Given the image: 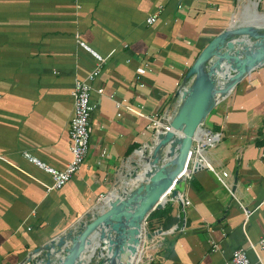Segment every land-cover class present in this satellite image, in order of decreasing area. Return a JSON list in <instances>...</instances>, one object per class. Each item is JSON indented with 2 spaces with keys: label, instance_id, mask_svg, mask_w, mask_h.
<instances>
[{
  "label": "crops",
  "instance_id": "crops-1",
  "mask_svg": "<svg viewBox=\"0 0 264 264\" xmlns=\"http://www.w3.org/2000/svg\"><path fill=\"white\" fill-rule=\"evenodd\" d=\"M239 3L0 0V264L26 261L34 248L83 220L101 194L115 190L125 162L152 138L146 129L150 120L126 110L118 117L109 95L143 105L148 114L176 110V92L189 84V67L229 26ZM156 12V22L148 24ZM80 40L105 59L93 82L90 151L61 189L48 190L51 176L24 153L59 169L71 160L72 92L97 63ZM146 62L141 86L136 76ZM100 86L102 95L96 91ZM229 94L210 115L208 126L223 136L208 157L216 168L230 171L250 217L246 222L239 202L212 172L196 168L178 191L191 204L183 208L171 196L162 207H170L172 225L165 227L164 217L150 223L147 218V231L161 232L146 242L144 264H229L236 249L248 247V238L257 242L264 236V65ZM153 241L160 246L152 248ZM250 257L255 261L251 251Z\"/></svg>",
  "mask_w": 264,
  "mask_h": 264
},
{
  "label": "water",
  "instance_id": "water-1",
  "mask_svg": "<svg viewBox=\"0 0 264 264\" xmlns=\"http://www.w3.org/2000/svg\"><path fill=\"white\" fill-rule=\"evenodd\" d=\"M262 65L264 26H236L232 19L230 25L214 36L197 55L185 75L189 85L176 93L181 98L176 112L168 119L167 127L157 132L149 142L152 149L147 157H152V163L158 166L144 171L146 178L134 184L133 191L126 193L127 197L123 187L118 197L106 204L103 210L98 208L97 212L87 213L92 216L89 222L78 229L72 226L37 246L26 261L19 264H78L86 245L90 243V235L98 229L101 240L98 247L105 251L100 264H127L123 257H129L128 251H139L144 234L150 239L161 232L145 231L149 214L163 207L173 187L172 196L176 195L179 183L184 180L183 173L195 134L214 108L230 95L216 101L217 74L222 68H230L225 86L228 89L234 85L235 88L252 70ZM164 150H167L166 153ZM163 155H168L170 159L159 165ZM237 181L236 174L235 183ZM135 200L138 201L133 205Z\"/></svg>",
  "mask_w": 264,
  "mask_h": 264
},
{
  "label": "built area",
  "instance_id": "built-area-1",
  "mask_svg": "<svg viewBox=\"0 0 264 264\" xmlns=\"http://www.w3.org/2000/svg\"><path fill=\"white\" fill-rule=\"evenodd\" d=\"M158 17L159 12H156L155 14L150 16L147 19L148 24L155 23ZM77 37L79 39V35H77ZM79 44L94 56L97 63L94 70L90 72L86 79L76 80L74 90L72 92L74 100V112L69 129V149L71 152L70 162L65 168L59 169L48 164L47 162L43 161L30 152L24 153V156L31 163L41 168L51 176L52 183L50 185H45L48 190L61 189L83 166L90 151V122L94 107L92 103V92L95 89L93 86V82L101 74L105 59L101 53L93 49L86 42L80 40ZM149 66L150 63H144V66L138 72L136 78L139 82V79H142V76L149 70ZM139 84L141 86L146 85L144 82H140ZM188 85L189 84L183 85L181 88H179V90L182 91L183 89H186ZM96 91L102 95L104 93V87L100 86L96 89ZM109 97L115 101V107L117 110L116 115L118 117L122 115L123 110H126L137 116L148 118L150 120V123L147 125L146 129L151 132L152 139L155 137L157 132L163 131L167 127L168 119L177 110L176 108L173 113L167 110L166 112L156 111L148 114L144 111L143 105L125 103L117 99L114 93L110 94ZM180 102L181 98L179 97V103ZM179 103L177 105H179ZM205 121L194 136L192 150L189 155L186 170L183 173L184 180L190 179L193 170H195L196 168H207L210 172H212L219 184L228 191L232 198L236 199L239 202L244 211L247 222L250 217L251 211L247 207H245L236 196L235 190L233 189L234 182L231 179L230 171L226 169L220 170L216 168L208 157V150L214 148L222 140L223 133L221 131H215L212 128H209L208 125H206ZM173 190H175V187L169 190V193L167 194V201L171 198ZM107 195L108 194H101L98 198V202H104V199L107 197ZM173 200L182 205L183 208L191 204V200L181 192H177L176 195H174ZM80 224L81 220H78L77 226L79 227ZM145 231H147L146 225ZM148 240H151V238H147L144 234L139 249L142 257L143 255L145 256L144 246ZM159 246L160 241H153V243L151 244L152 248H158ZM218 248L219 245L214 243L213 250L216 251ZM250 251L255 256V261L250 257ZM229 264H264V236H262L257 242H254L250 238H248V247L236 249L232 253Z\"/></svg>",
  "mask_w": 264,
  "mask_h": 264
},
{
  "label": "rangeland",
  "instance_id": "rangeland-1",
  "mask_svg": "<svg viewBox=\"0 0 264 264\" xmlns=\"http://www.w3.org/2000/svg\"><path fill=\"white\" fill-rule=\"evenodd\" d=\"M247 2H248V4H247ZM242 4H246V7L248 8L247 9L248 11L245 13V16L243 15L244 10H245V6L244 5L242 6ZM235 14L236 15L234 16L233 20L234 19L236 20L238 16L240 17V18H238L237 22L235 23L236 26L237 25H244L243 22H244L245 17L254 16L256 19V22H257L258 20H260L259 18L264 16V0H262V1H260V0H240V3L235 10ZM236 48H238V47H236ZM178 84H179V82L177 83V85ZM211 113H210V115H211ZM210 115L208 116V118L205 121L206 125H208V123L210 124V122H211L212 116L210 117ZM208 127L210 128V126H208ZM151 149L152 148L148 145L144 150H141L139 152V154H136L135 156L129 158L125 162V165H124L122 171L120 172V177L118 179V182L115 185V190L111 191L110 194H108V195H111L115 191H118V193H119L120 191H122L123 187L125 190V191H123V193L125 194L126 197L128 196L126 193H129V192L131 193L133 191L132 188L134 187L135 181L132 179L128 184H125L124 182L126 180H130L131 178H135V176L140 177V175L144 172V167H143V165H141V161H144L143 156H150L151 155ZM166 151H165V153H166ZM184 188H185V183L180 182L178 187H177L178 191H182V190H184ZM102 204H103V201L97 202L96 205L94 206L95 208L93 207L94 209L92 208L90 210V212L92 213V212L96 211L98 209V207H104V206H101ZM91 219H92V216H88L87 214H84V218H83V220H81V224L79 226H81L83 223L89 222ZM77 224H78V222L76 220L72 224H70V226H68V228H71L72 225H75L76 229H78ZM100 241L101 240L99 238L98 242L100 243ZM104 255H105V251L101 250V248L98 247L95 244V242H91L89 244V246L87 247V249L85 250L83 256H82V264H100L103 260ZM141 258L142 259L139 262H137V264H144L145 263V256L143 255V257H141ZM128 259H130V256L128 257Z\"/></svg>",
  "mask_w": 264,
  "mask_h": 264
},
{
  "label": "bare ground",
  "instance_id": "bare-ground-1",
  "mask_svg": "<svg viewBox=\"0 0 264 264\" xmlns=\"http://www.w3.org/2000/svg\"><path fill=\"white\" fill-rule=\"evenodd\" d=\"M259 19L260 20H258L256 22V19L254 16L246 17L244 25L248 24V25H256V26H264V16H262ZM229 74H230V68H226V69L222 68V71L220 73H218L216 76V78H217V92H216V97H215L216 101L223 99L225 96H227L229 93H231V91L234 88L233 87L234 85L230 86L228 89L225 86ZM163 152H165V150ZM143 157H144V161H141V160L140 161H141V165H143V167H144V171H147L149 169H154L158 166V165H154L152 163V157H150V158L147 156H143ZM169 159H170V157L168 155L167 156L163 155L159 165L167 163L169 161ZM144 177L146 178L145 173L143 172L140 175V177L135 176V178H131L130 180H126V181L124 180L125 181L124 183L128 184L133 179L135 181V184H136L138 181L143 180ZM117 197H118V191H115L111 195H107V197L104 199V202L101 206L105 207L106 204L112 203ZM137 201L138 200L133 201L132 204L134 205ZM104 207H98V208L99 209L101 208L100 210H103ZM96 212H97V210H96ZM89 238H90V243L95 242V244L97 246H99L98 240L100 238V229L94 231L92 233V235H90ZM90 243H88L86 245L85 250L87 249V247L89 246ZM85 250L81 254L78 264H82V256H83ZM128 254L130 256V259L123 257V260H125L127 264H137V262H139L142 259L141 258L142 254L139 251L138 252L128 251Z\"/></svg>",
  "mask_w": 264,
  "mask_h": 264
},
{
  "label": "trees",
  "instance_id": "trees-1",
  "mask_svg": "<svg viewBox=\"0 0 264 264\" xmlns=\"http://www.w3.org/2000/svg\"><path fill=\"white\" fill-rule=\"evenodd\" d=\"M169 213H170V207L155 209L149 214L148 223H150V221H152L155 217H157V218H163L164 217V219H165L164 226L170 227L172 225V223L175 221V218L171 217L169 215Z\"/></svg>",
  "mask_w": 264,
  "mask_h": 264
}]
</instances>
